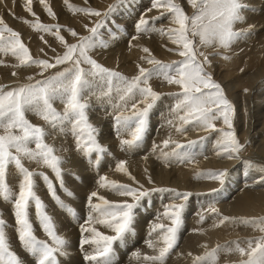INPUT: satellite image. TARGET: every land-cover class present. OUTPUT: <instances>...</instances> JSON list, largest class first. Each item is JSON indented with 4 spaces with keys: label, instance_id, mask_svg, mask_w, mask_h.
Returning a JSON list of instances; mask_svg holds the SVG:
<instances>
[{
    "label": "snow or ice",
    "instance_id": "obj_1",
    "mask_svg": "<svg viewBox=\"0 0 264 264\" xmlns=\"http://www.w3.org/2000/svg\"><path fill=\"white\" fill-rule=\"evenodd\" d=\"M39 2L47 14L55 18L46 0H39ZM64 2L70 11L88 16H103L105 19L115 10V5H109L108 9L101 13L91 8L74 7L69 0ZM186 2L192 9L191 14L186 11L181 0H151V7L146 11L151 12L155 9L159 15L148 18L146 14H142L136 21L134 27L137 35L132 36L129 41L130 46L132 41L139 38V35L156 32L168 37L169 42L175 46L168 51L174 52L181 59L164 63L156 59L147 47H143L141 50L147 55L142 56L141 59L146 60L151 67L144 68L137 65L139 73L132 78L104 67L89 55L90 50L98 44L101 47L108 46L105 42L98 40L99 30L104 26V20L97 21L92 28L88 29L89 35L81 36L77 43L71 44L61 35V25H46L38 18L34 22L24 20L23 23L29 24L33 30L49 33L63 45V54L49 60L33 58L22 42L20 34L0 17V53H10L18 61L13 67L35 66L40 70L38 75L44 77L35 80L33 77H28L29 82L11 88L0 85V130H2L0 131V200L11 204L17 239L23 249L34 257L35 264H59L58 256L66 254L68 240L58 233L43 201L36 194L34 177L37 175L41 177L52 199L61 209L73 219L77 216L75 210L57 196L53 182L46 174L35 172L25 166L24 161L27 160L40 167L51 169L61 188L64 187L61 167L63 158L56 154L57 150L52 145L46 143L45 138L48 135L46 128L33 124L27 118V113L31 112L44 121L49 128L58 130L61 134L70 133L74 139L76 151L88 158L95 154V163L99 164L107 148L99 142V130L89 120L86 94L95 95L94 90L99 89L97 98L107 99L109 103L112 102L113 93L116 94V102L112 103L116 112L113 117V127L121 148L131 151L139 147L143 140L148 128L149 113L162 95L149 83L155 76L170 85H178L181 89L179 93L171 94L176 97V103L171 111L176 114L179 123L174 124L173 120L168 121V124L173 125L177 132H184L185 126L190 124L199 125L205 131L219 132L220 135L216 141L219 151L216 154L224 155L228 159L238 158L244 148L233 126L234 107L225 96L221 85L212 78L211 73L205 70V65L210 64L211 61L209 55L200 51V47L229 49L238 39L249 35L252 25L247 28L236 27L237 24L245 22L244 10L247 5L243 0H186ZM31 5L32 0H26L25 11L35 16ZM163 18H167L171 26L155 27L154 22ZM66 31L73 37L78 36L74 29L68 28ZM223 58L229 59L228 56ZM59 66L65 67L48 76L44 75L48 70L58 69ZM12 74L16 75L15 72ZM55 101L63 105L62 111L54 107ZM218 119H222L225 127H216L214 121ZM124 134L129 138H123ZM162 143L164 148L170 144L174 145L170 152L163 150L160 152L161 158L166 163L173 160L180 163L191 162L190 152L177 151L183 149L184 145L171 138ZM196 143L197 141H188V148ZM157 147L154 145L153 151H156ZM125 163V161H119L116 164V171L129 175L135 182ZM249 166H253L251 162ZM10 168H13L18 176L16 191L8 183ZM259 170L264 172V166ZM202 175L217 180L223 185L227 169L198 172L197 178ZM148 179L149 183H152L151 177ZM98 184L102 188L115 191L122 197L131 198V202L125 200L114 203L99 196L96 191L90 193L87 198L90 211L85 222L80 225L79 240L86 264H114L113 243L122 241L125 235L132 231L134 210L140 202L151 196L153 192H170L173 194L172 202L164 205L163 213L158 215V219L162 216L170 224L153 223L151 225L149 236L155 233L156 239L155 242L149 239L146 244L157 254L143 256V259L151 264H165L166 258L177 245L178 233L183 224V213L191 193L170 188H144L143 185L132 187L109 180L105 176L99 178ZM67 195L71 196L72 193L67 192ZM93 198L100 202L93 203ZM33 206L40 229L47 239H39L34 233L30 218V209ZM212 212L218 214L215 208H212ZM236 219L222 216L219 224ZM203 220L204 216L200 215V221ZM240 222L264 233V217L240 218ZM94 224L109 228L114 235L103 234L93 226ZM5 229L6 221L0 217V264H22L19 256L10 248ZM85 245L92 246V251H85ZM220 250L221 246L218 245L217 248L203 255L195 256L192 264H215L216 254ZM225 251H235L241 257L246 256L247 259H242L240 264H264V237L247 241V248L236 243L234 249L228 247ZM133 255L136 258L141 256L139 252Z\"/></svg>",
    "mask_w": 264,
    "mask_h": 264
},
{
    "label": "bare ground",
    "instance_id": "obj_2",
    "mask_svg": "<svg viewBox=\"0 0 264 264\" xmlns=\"http://www.w3.org/2000/svg\"><path fill=\"white\" fill-rule=\"evenodd\" d=\"M54 1L62 3L67 9H69L64 0ZM90 2H92V7L88 5V8L101 11L104 6H107L106 3H108V0H91ZM149 2H146V4ZM243 2H245L247 8H253L254 11H244V15L246 18L245 21L247 22L248 19L250 20L251 16H254L255 19H259L261 21V27H259L258 29L257 27L256 29L253 28L255 30L253 33L263 30L264 27L262 26H264V14H262L261 11L264 12V0H243ZM186 7L187 6H185V8ZM82 8H86V6L83 5ZM188 9L189 7L186 8V11ZM190 10L191 9H189V12ZM78 15H83V13L79 12ZM101 17L103 18V16ZM80 18L81 19L78 20L79 22H81L82 20L84 21L86 19V16H82ZM96 20L97 18L95 19V22L98 21ZM103 20L104 23H107V21L109 20V16L107 17V19L104 18ZM165 20L167 22H164L162 24L158 23V25L155 24V27H170L171 25L169 24V20L167 18H165ZM118 22L119 19H117L116 23ZM110 25L111 24H109V27ZM239 28H245V25L243 27L239 26ZM112 29L113 28L111 27L108 30ZM118 30L119 29H116L115 33L114 31L110 34L107 33L108 36L106 34L103 35L102 33L98 35V37L102 39L103 42H105L108 46H112L111 50H108L107 48L104 49L102 51L103 53L98 56V59L101 60V58L108 55L109 57L105 59L104 63L108 66L112 65L109 67H115L114 63L116 64L117 62H115L114 60L121 61V63L119 62V64H123V66L121 65L123 69H119V66L117 69L124 71L125 67L129 68L126 63L130 58V54L131 57H135L134 66L140 65L142 56H139V50L141 49V46H139V44L134 45L136 43L134 41L131 42L130 46L129 40H127V37L129 36L126 35V29L124 28V33L119 34V36L117 35ZM253 33L252 35L250 34L249 36L243 38L244 45L242 46H244V48L241 49V54H243L247 58L246 69L248 70V72H244L242 74L241 80L235 79V81L232 82L233 84H235V88H237L236 94L233 93L234 95H237L240 99L248 98V96L253 98L252 105H248L249 109L251 107V113L248 114L249 110H242V114H239L241 124L237 126L235 122V124L233 125L239 141L245 146V148L239 153L238 158L228 159L224 155L218 156L216 154L219 151L216 146V141L219 138L220 133L214 134L212 130L205 131L201 126L195 124L185 126L184 132H177L173 125L168 124L169 120H173L174 124L179 123V121L176 119V114L172 113L171 111V107H173L175 103L173 104V106L171 105V109H169L168 104H170L169 102H172L170 101V99L174 97V95L172 96L171 94L176 93V90L180 88L178 85H170L163 80H161L160 83H153L151 85L152 88H155L156 86L155 91L157 90V92L161 93L162 95L149 113L150 119L148 122V128L143 140L140 142L139 147L134 148L131 151L121 148L116 131L114 128H112L113 131H111L109 122V120H114L113 117L116 112L114 111V109H112L114 112L111 111V113H108V110L110 109L107 110L108 107L106 108L102 105H96L100 102V100L97 101L96 99L93 103H91L93 105L89 104L87 114H89L91 118H93L91 120V123L96 122L99 124V128L97 129L99 130V136L103 138L99 142L107 148V152L102 154L99 164H92L96 157L95 154H93L92 157L89 158V162H84V158L86 157L82 156L79 152L76 151L74 139L70 133L61 134L62 137L60 136V138L62 140L59 141L58 137L56 139L51 138V140H57V142L50 145H52L57 150L56 154L63 158L61 167L64 187L61 188V186H59L61 189L59 198L67 199L68 203H64L71 206L75 210L77 218L73 219L66 211L58 206L55 200L52 201L47 198V196H49L50 194L48 192L46 184L41 178H34L35 191L40 199L44 201L45 209L47 213L52 217L58 233L64 236L68 240V243L77 242L79 245L81 236L80 225L83 224L88 217L90 209L88 207L87 198L91 192L96 191L98 192L99 196H103L105 199L114 203H119L125 200L131 202V198L129 197H122L115 191L100 187L98 184L99 178L101 176H105L108 177L109 180L117 181L121 184H128L132 187L143 185L144 188H170L176 189L180 192L191 193L188 201L186 202L185 210L183 213V224L178 233L177 245L166 258L165 264H192L193 258L195 256L203 255L205 252L217 248L218 245L221 246V250L216 254L215 264H240V259L244 257H241L235 251L227 252L225 251V249L228 247L234 249L236 243H239L241 247L246 248L245 244H247V241L252 240L250 236L256 235L254 232H252V228L250 229V225H245L240 222V218L257 216L259 214V212L257 211V207L264 197V172H261L259 170L260 167L264 166V99L258 98L262 96L261 94L259 95L258 88H264V85H262L264 70L262 65L260 64V58L261 56H264V32L260 35H256ZM42 36H44L43 33H38L36 36V40L38 42L36 46L37 50H39L40 52L44 51L42 43L43 41L41 39ZM106 36L108 38H105ZM39 40L41 41L39 42ZM241 42L242 41H239L237 43ZM50 44H53L52 46H57L60 43L59 41L54 39L52 43L50 42ZM157 45L158 44H156V47H158ZM113 46L116 47L115 52L112 51ZM132 46L136 48L133 49ZM174 47L175 46L169 42L165 44L164 52L158 53L157 51V53L155 52L154 54L163 60H168L167 56L169 55L168 53H170L168 49ZM95 48H97V51L99 50L98 47ZM235 50L237 53H239L238 49H234V52ZM113 52L115 55L112 56ZM171 53L175 58H181L174 52ZM92 54L96 56L97 53L96 51H92ZM155 55L154 57L161 61V59L157 58ZM231 59L233 60L234 58L231 57ZM12 60L15 61V58L12 57V55L9 56L8 54H0V68H3L5 70L3 71L4 73L2 72L4 74V76H2L3 78L0 76V82H4L2 85H11L15 82V80H12L13 72H8V75H5L6 71H17V69H20L19 67H16L17 69L12 68ZM128 63L131 62L128 61ZM213 63L212 65H214ZM119 64L117 63L116 66ZM131 66L133 65H130V67ZM23 70L22 72H27L26 69V71ZM125 72L126 71H124V73ZM15 73L18 76V71ZM247 74L249 75L246 76ZM252 75H254V79L252 82H250L249 76ZM239 87H245V90L247 91L243 90L239 93V90H241L238 89ZM224 89L226 91L225 96L229 99L232 96V93H229V89ZM243 101L241 103H245ZM100 113H102L101 115L111 114L113 116L110 115L109 118L107 116V119L103 121L101 119H99V121L94 120V117L100 115ZM235 118L237 117L235 116ZM36 120L33 119L34 124L40 123V121H42H38L39 119ZM214 123L218 128L225 127L223 125L222 119H218L214 121ZM210 132L212 133L208 135ZM66 134L67 136L63 137ZM123 138L127 139L129 137L124 134ZM169 138L185 146L183 149H178L177 151H180L182 153L185 151L190 152L192 157L191 162L185 161L183 163H180L173 160L166 163L163 158H161V150L170 152L174 147V145L172 144H170L167 148L163 147L162 142ZM188 141H197V143L191 148H188ZM154 145L158 146L156 148V151H153ZM253 153H256V155L260 156V159H262V161L258 162L256 158L250 157ZM119 161L126 162L125 166L128 169L130 176L135 178V182L129 177V175H125L122 172L116 171V164ZM249 162H251V164L253 165L252 167L249 166ZM256 164L260 166L257 167ZM25 166L35 172H43L49 177L50 180H52V182V178H55L54 173L48 168L40 167L32 162H29L27 164L25 163ZM252 168H254V170H252ZM224 169H227V176L224 178L223 185H221L219 181L209 179L203 175L200 178H197L198 172L206 173L208 171ZM10 175L12 176L8 178V183L13 188V190L16 191L18 190V176L13 168L12 173L9 172L8 176ZM149 177H151L152 183H149ZM214 189L215 191H213ZM67 192H71L72 195H67ZM172 199L173 194L170 192H153L151 196L144 198L140 202V205L135 209L132 231L130 233H127L122 241H116L113 243L114 264H151V262L145 261L143 259L144 255L157 254L154 249L149 248L146 244L147 240L152 239L155 242L156 239L155 233H153L152 236H149L150 227L153 223L170 224V222L164 219L162 216L160 217V219H158V215L163 213L164 205L172 202ZM99 202L100 201H98L96 198H93V203ZM5 203L6 202H4L3 200H0V204L2 206ZM1 205L0 217L2 216V213L5 216L8 215L7 207L9 205H4V210H2ZM10 207L12 208V206ZM33 208L34 206L30 209V213L32 212ZM212 208L217 209L218 214L213 213ZM253 213L256 214L253 215ZM200 215L204 216V220L202 222L200 221ZM222 216H228L237 219L232 222L226 221L224 224H219V219ZM6 220L9 224L12 223L11 217L8 216L5 221ZM32 220L33 219L31 218V221ZM73 220L76 221V224L71 223L73 222ZM33 226L34 228L40 227L37 219L35 221V224L33 223ZM93 226L105 235H114V233L109 228L103 225L94 224ZM235 228H238V231H235ZM6 235L8 237V240L12 239V244L9 242L10 248L19 256L20 259L22 258L23 260H26V255L28 253L23 249L18 239L16 240V242L14 241L17 238L14 230L12 231V234L6 233ZM42 237L47 239L44 233H42ZM78 248L79 252L78 250H76L75 252L71 253L72 251L70 247L69 251L71 252L69 257L67 253L66 256H59V264H86L83 259L84 253L81 251L80 246H78ZM84 250L87 252H91L92 246L85 245ZM136 252H139L141 254L140 258L134 257L133 254ZM189 253H191V255H189ZM26 264H30V262L26 261Z\"/></svg>",
    "mask_w": 264,
    "mask_h": 264
},
{
    "label": "rangeland",
    "instance_id": "obj_3",
    "mask_svg": "<svg viewBox=\"0 0 264 264\" xmlns=\"http://www.w3.org/2000/svg\"><path fill=\"white\" fill-rule=\"evenodd\" d=\"M4 1L5 0H0V5L2 6H0V17H2L3 18V20H4V22L9 26V27H11L13 30H15L16 32H18L19 34H20V37H21V40H22V42L24 43V45L29 49V52H30V54H31V56L33 57V58H39V59H49V60H51L54 56H56V55H62L63 54V51H64V48H63V45H61V44H58L57 46H52L53 44H50V42L52 43V41L55 39V37L53 36V35H51V34H49V33H45V32H39V31H35V30H33L30 26H29V24H25V23H23V21L24 20H28L29 22H34L37 18L39 19V21L41 22V23H43V24H46V25H52V24H59V25H61L62 26V30H61V35H63L64 36V38H65V40L68 42V43H77V41H78V39H79V37H81V36H87V35H89V31H88V29H90V28H92L93 26H94V24L96 23L95 22V19L97 18V20L99 21V20H103L104 19V17L102 18V17H96V16H88V15H85V14H83V15H78L79 14V12H73V11H70L69 12V9H67L62 3H59V2H55L54 0H46V2H47V4L51 7V9H52V11H53V13L55 14V18H53V17H50L48 14H47V12L46 11H44L45 9H44V7L40 4V2H39V0H32V5H31V7H32V11L35 13V16H32V15H30L28 12H26L25 11V3H26V0H6L5 1V3H4ZM91 0H69V2H70V4L71 5H73L74 7H77V8H82V6L84 5V6H86V8H88L87 6L88 5H90V7H92V2H90ZM136 0H120V2H118V0H108V3H106V5L107 6H104V8L100 11V10H97V11H100V12H102L103 10H107L108 9V6L109 5H115V10L109 15V20L107 21V23H104V26L103 27H101L100 28V30H99V34L100 33H102L103 35H107L108 36V34L107 33H112L113 31H114V33H115V31H116V29H119L118 30V36H119V34H123L124 33V31H123V29L125 28L126 29V35L127 36H129V37H127V40H129V41H131V38H132V36L131 35H137V33L135 32V23H136V21L139 19V17L142 15V14H146V16L148 17V18H151V17H153V16H158L159 15V12L157 11V10H155V9H153L154 11H151V12H147L146 10L147 9H149V7L151 6L150 4H151V0H150V2H149V0H138V1H140V2H138V1H136ZM143 1V2H142ZM248 1V0H247ZM21 2V3H20ZM79 2H82V3H79ZM111 2V3H110ZM129 2V3H128ZM142 2V3H141ZM146 2H149V3H147L146 4ZM186 0H181V3L183 4V6L185 7V6H187V7H189V9H191V7L189 6V5H187L186 3ZM4 3V4H3ZM10 3V4H9ZM57 3V4H56ZM77 3V4H76ZM87 3V4H86ZM110 3V4H109ZM245 3V2H244ZM39 5H40V7H39ZM52 5H53V7H52ZM62 5V6H61ZM55 6V7H54ZM61 7V8H60ZM186 7V8H187ZM62 8H63V10H62ZM185 8V9H186ZM66 9V10H65ZM189 9L187 10V12H189ZM37 10V11H36ZM42 10V11H41ZM244 11H247V12H254L253 11V8H246ZM72 12V13H71ZM105 11H103L102 13H104ZM143 12H145V13H143ZM191 12H192V9L190 10V12H189V14H191ZM12 13H14V15H12ZM261 13L262 14H264V12L263 11H261ZM65 14V15H64ZM66 15H67V17H66ZM115 15V16H114ZM82 16H86V19L83 21H81V22H79L78 20L79 19H81L80 17H82ZM116 18V19H115ZM117 19H119V22L118 23H116L117 22ZM121 19V20H120ZM127 19V20H126ZM96 20V21H97ZM129 20H130V22H129ZM126 21V22H125ZM248 21H250V22H248ZM248 21L246 22H244V23H241L240 25H236V27L239 29V26L240 27H243L244 25H245V28H247L249 25H252L253 27H252V31H251V35H252V33L255 31L254 29H256V27H257V29L259 28V27H261V24H260V20L259 19H255L254 18V16H251V19L249 20L248 19ZM109 22V23H108ZM164 22H167L166 20H165V18H163V19H160V20H157V21H155L154 22V26H156V25H158V23L159 24H162V23H164ZM21 23V24H20ZM16 24V25H15ZM109 24H111L110 25V27H109ZM115 24H116V26H115ZM156 24V25H155ZM121 25V26H120ZM85 26H87V28L85 27ZM115 26V27H114ZM125 26V27H124ZM113 28L112 30H108V29H110V28ZM262 27H264V26H262ZM68 28H71V29H74L77 33H78V36H76V37H73V36H71L70 34H69V32L68 31H66V29H68ZM115 28V29H114ZM254 28V29H253ZM87 30V31H86ZM264 32V29L263 30H260V31H257L256 33H253V34H256V35H260L261 33H263ZM38 33H43V35L44 36H42L43 37V39H42V43H43V49H44V51H39V50H37V46H36V44L38 43L37 42V40H36V36H37V34ZM249 34V35H250ZM249 35H247V36H249ZM105 37V38H108V37ZM76 38V39H75ZM36 40V41H35ZM77 40V41H76ZM98 40L99 41H101L102 39H100L99 37H98ZM41 40H39V42H40ZM45 41H47V43H45ZM103 41V40H102ZM239 41H242L241 43H237V42H239ZM133 42V41H132ZM134 42H136L134 45H136V44H139V46H141V49L143 48V47H147L149 50H150V52L152 53V54H154L155 52L157 53V51H158V53H161V52H164L165 50H164V47H165V44H167V43H169V40H168V37L165 35V36H161L159 33H154V32H152V33H148V34H141V35H139V38L137 39V40H134ZM237 42H234L232 45H231V47L229 48V49H222V48H217V49H212V48H204V47H200V51H202V52H205L207 55H209V59H210V61H211V65H212V63L214 64V65H210V64H208V65H205V70L206 71H208L209 73H211L212 74V78L213 79H215V81L216 80H218V81H216L217 83H220V85H221V87H222V89H223V91H224V94H225V89L224 88H226V89H229V93L232 95L228 100L231 102V103H233L232 105H233V107H235L234 108V114L235 115H233V125L235 124V122H236V125L238 126L239 124H241V121H240V116H239V114L241 115L242 113V110L243 111H245V110H249V112H248V114L249 113H251V107H250V109H249V106H251L252 105V99L253 98H251V97H249L248 96V98H242V99H240L237 95H234V94H236V92H237V88H235V84H233L232 82L233 81H235V79H237V80H241V78H242V74L245 72H248V70L246 69V61H247V58L243 55V54H241V49L242 48H244V46H242V45H244V39L243 38H241V39H238L237 40ZM162 43V44H161ZM197 43H198V40H197ZM252 43H256V42H252ZM149 44H150V46H149ZM156 44H158L157 46L158 47H156ZM161 44V45H160ZM164 44V45H163ZM236 44H237V47H236ZM155 45V46H154ZM111 45H109V46H107V47H103V48H101V46H99V44L97 45V47H98V51H97V48H93V49H91L90 50V52H89V55L91 56V57H93L94 55L92 54V51H96V56H94L93 57V59H95L99 64H101V65H103L104 67H106V68H109V69H112V70H115V71H118L119 73H121L123 76H125V77H128V78H132V77H134V76H136V75H138V73H139V69H138V67L137 66H134V61H135V57H131V54H130V58H131V60H130V58H129V60H127V65L129 66V68L127 67H125V69H124V71H126L125 73H124V71L122 70H119L120 68L121 69H123L122 67H121V65L123 66V64H119V62L121 63V61H116V60H114L115 62H117L119 65H117L116 66V64L114 63V66L115 67H109V66H112V65H107V64H105L104 63V61H105V59H107L109 56L108 55H106V54H104V55H106V56H102L103 58H101V60H99L98 59V56L100 55V54H102L103 52V50L104 49H112V46L110 47ZM161 46V47H160ZM164 46V47H163ZM240 46V47H239ZM133 47V46H132ZM235 47V48H234ZM136 47H133V49H135ZM53 49L55 50V51H53ZM96 49V50H95ZM100 49H101V51H100ZM115 49H116V47H114L113 46V50L112 51H114L115 52ZM139 50V56L141 57V56H145V55H147V54H145V53H143L142 52V50ZM158 49V50H157ZM234 49H238V51H239V53H237L236 52V50H235V52H234ZM162 50V51H161ZM233 50V51H232ZM49 51V52H48ZM100 52V53H99ZM114 52L112 53V56L113 55H115L114 54ZM236 53V54H234V53ZM218 53V54H217ZM0 54H3V53H0ZM142 54V55H141ZM169 55L167 56V59L168 60H163V59H161V58H159V57H157L155 54V56L157 57V58H159V59H161V61L162 62H164V63H169L170 61H175V60H179V59H181V58H175L173 55H172V53L170 52V53H168ZM234 54V55H233ZM7 55V54H6ZM9 56H11L10 55V53L8 54ZM153 55V56H154ZM235 55H237V56H235ZM243 55V56H242ZM171 56V57H170ZM173 56V57H172ZM224 56H228L229 57V59H224L223 57ZM235 56V57H234ZM13 57V56H12ZM106 57V58H105ZM231 57L232 58H234L233 60L231 59ZM240 57V58H239ZM243 57H245V58H243ZM264 56H261V62H260V64L262 65V67H263V70H264V58H263ZM97 58V59H96ZM236 58V59H235ZM202 59V58H201ZM14 60V59H13ZM12 60V65H16L17 63H18V61L15 59V61H13ZM112 60V59H111ZM236 60H238V61H236ZM128 61L129 62H131V63H128ZM213 61V62H212ZM216 61V62H215ZM145 63V64H144ZM215 63H217V64H215ZM130 65H133V66H131L130 67ZM84 67H88L87 65H83ZM118 66H119V69H117L118 68ZM140 67H144V68H150L151 67V65H149L146 61H144L143 59H141V62H140V65H139ZM209 66V67H208ZM35 67V66H34ZM33 66H31V67H19L20 69H17L16 67H12L13 69H17V71H18V76L17 75H13L12 74V80H15V82L14 83H12L11 85L9 84V85H3V86H6V87H8V88H11V87H15V86H17L18 84H23V83H27V82H29L28 81V77H33L34 78V80L35 79H43L44 77H41L40 75H38V73H39V68H34ZM63 67H65V66H59L58 67V69H50V70H48V72H45V76H48V75H50V74H53L54 72H56L57 70H60V69H62ZM26 69L27 70V72H22V70L23 69ZM131 68V69H130ZM207 68V69H206ZM215 68V69H214ZM22 69V70H21ZM23 70V71H26V70ZM221 69V70H220ZM21 70V71H20ZM29 70V71H28ZM128 70H129V72H128ZM215 70V71H214ZM3 71H5L3 68H0V76L2 77V76H4V72ZM17 71H15V70H12V71H6L5 72V75H8V72L9 73H12V72H17ZM31 71V72H30ZM3 72V73H2ZM27 73V74H26ZM249 74H247L246 76H248ZM245 76V75H244ZM15 77H17V78H15ZM250 77V82H252L253 81V79H254V75H252V76H249ZM3 78V77H2ZM162 79L161 78H157V77H152L151 79H150V81H149V83H150V85H152L153 83L154 84H156V83H160V81H161ZM221 80V81H220ZM11 82H13V81H11ZM4 83V82H3ZM3 83H1L0 82V85H2ZM167 83V82H166ZM224 83V84H223ZM229 85V86H227V85ZM230 84H231V86H230ZM233 85V86H232ZM262 85H264V78H263V80H262ZM224 86V87H223ZM231 88V89H230ZM154 90L156 89V86H155V88H153ZM238 89H241V90H239V93L241 92V91H243V90H245V87H239ZM259 89V95L261 94L262 96H260V97H258L259 99H264V95H263V93H264V88H258ZM261 89V90H260ZM181 91V89H177L176 90V93H179L180 91ZM231 90H232V92H231ZM95 91V95H93V94H86V96H85V99L87 100V102H88V104H90V105H93V104H91V103H93L94 102V100L96 99L97 101L98 100H100V102L98 103V104H96V105H99V106H103V107H108L107 108V110L108 109H110V110H108V113H111V111H113L112 109H113V107H112V103H115L116 102V94L115 93H113V99H112V102L111 103H109V101L107 100V99H104V98H101V99H98L97 98V96L99 95V89H95L94 90ZM157 91V90H156ZM234 93V94H233ZM173 96V95H172ZM238 97V98H237ZM236 99V100H235ZM238 99V100H237ZM170 101H172V102H169L170 104H168L169 105V109H171L172 107H171V105L173 106V104L174 103H176V97L174 96V97H172L171 99H170ZM245 102V103H241V102ZM249 102V103H248ZM248 103V104H247ZM241 104V105H240ZM251 104V105H250ZM249 105V106H248ZM244 106H245V108H244ZM247 106V107H246ZM54 107L58 110V111H62L63 110V105L59 102V101H55L54 102ZM111 107V108H110ZM159 107H162V106H159ZM171 107V108H170ZM161 109V108H160ZM239 110V111H238ZM115 111V110H114ZM113 111V112H114ZM87 113H88V109H87ZM102 113H100V115H101ZM27 115V118L30 120V121H32V123H33V119H39V118H37L34 114H32L31 112H29L28 114H26ZM34 115V116H33ZM98 115V116H96V117H94V120H97V121H99V119H101L102 121L103 120H105V119H107V116H108V118L110 117V115L111 114H103V115ZM29 116V117H28ZM111 116H113V115H111ZM235 116L237 117V118H235ZM88 117H89V120H90V122H91V120L93 119V118H91V116L88 114ZM102 117V118H101ZM30 118H32V119H30ZM111 119H112V117H111ZM149 119H150V117H149ZM235 119H236V121H235ZM239 119V120H238ZM37 121V120H36ZM38 121H40V119L38 120ZM238 121V122H237ZM109 122H110V129H111V131H113L112 130V128H114V127H112L113 126V124H114V120H109ZM240 122V123H239ZM95 123V124H94ZM94 123H92L93 125H95L97 128H99L98 126H99V124L98 123H96V122H94ZM238 123V124H237ZM34 124V123H33ZM37 125H39V124H41V126L43 125V127H45L46 128V131L48 132V135L46 136V142L48 143V144H54V143H56L57 142V140L55 141V140H51V138L53 139V138H59L58 139V141L59 140H62L61 138H60V136H61V133H59L58 132V130H53V129H51V128H49L47 125H45L44 124V121H40V123H36ZM97 124V125H96ZM218 128V127H217ZM0 131H2V130H0ZM53 133V134H52ZM212 132H210L208 135H210ZM213 133L215 134H217V133H219V132H217V131H213ZM68 134V133H67ZM67 134L66 135H64L63 137H65V136H67ZM54 135V136H53ZM70 136V135H69ZM62 137V136H61ZM99 138V141L100 140H102L103 138L101 137V136H98ZM32 147H34V145H32ZM244 148H245V146H244ZM243 148V149H244ZM242 149V150H243ZM241 150V151H242ZM96 156V155H95ZM250 157H252V158H256L257 160H258V162L260 161H262V159H260L261 157L260 156H258V155H256V153H253ZM84 162L85 163H87V162H89V158L88 157H86V158H84ZM88 160V161H87ZM95 160H96V157H95ZM95 160H94V162L92 163L93 165L94 164H96L95 163ZM101 160V159H100ZM26 164L27 163H29V162H27V160H25L24 161ZM100 162V161H99ZM258 164V163H257ZM256 164V165H257ZM27 166V165H26ZM258 166H260V165H257V167ZM255 169H257V168H255ZM44 170V169H43ZM51 170V169H50ZM252 170H254V168H252ZM256 171V170H255ZM9 172L10 173H12V168H10L9 169ZM40 171H38V173H39ZM12 175H10V176H8V178H10ZM37 178H41V177H39L38 175L36 176ZM35 178V177H34ZM53 179V186H54V188H55V190H56V194H57V196H59V193H60V191H61V189H60V185H59V182L57 181V179H56V177L55 178H52ZM58 184V185H57ZM47 198L49 199V200H52L53 201V199H52V197H51V195H49V196H47ZM60 200H62L63 202H66V204L68 203V201H67V199L66 198H61ZM43 201V200H42ZM43 203H44V201H43ZM1 205V204H0ZM4 205H9L7 208V210H8V215H4L3 213H2V218L5 220V219H7V217L9 216V217H11V224H9L8 223V221L6 220V233H8V234H12V231L14 230V232H15V220H14V216H13V214H12V208L10 207L11 206V204L10 203H8V202H6L5 204H3V206ZM2 205H1V208H2V210H4L5 208L3 207ZM257 211L259 212V214L257 215V216H251V217H249V218H260V217H264V197H263V199H262V201L259 203V205H258V207H257ZM10 212V213H9ZM134 213H135V210H134ZM9 214H11V215H9ZM254 214H256V213H253V215ZM30 218H32L33 220H32V222L35 224V221H36V215H35V208H33L32 209V212L30 213ZM71 223H74V224H76V221H74L73 220V222H71ZM12 224H13V228H12ZM8 226V227H7ZM252 228V232H254L256 235L255 236H250V238L252 239V240H256V239H259V238H262V237H264V233H262V232H260L257 228H254V227H250V229ZM40 230V231H39ZM235 231H238V228H235L234 229ZM9 231V232H8ZM37 232H38V236H37ZM42 230L40 229V227H38V228H34V233H36L35 235L39 238V239H41V237H42ZM41 233V234H40ZM15 235H16V232H15ZM41 235V236H40ZM15 239V238H14ZM42 239H45L44 237H42ZM16 240H17V238L14 240L15 242H16ZM9 242L12 244V239L11 240H9ZM73 242H71V243H68V246H67V250L65 249V252L68 254V257L70 256V252L71 253H73V252H75L76 250H78L79 248H78V243L76 242V243H73ZM70 244V245H69ZM70 247H71V251H69L70 250ZM245 247L247 248V244H245ZM78 252H79V250H78ZM62 256V255H61ZM64 256H66V254L64 255ZM26 257H27V259L26 260H23L22 258H21V261L23 262L22 264H26V261H29L30 262V264H35V259H34V257H32L30 254H27L26 255ZM29 257V258H28ZM59 257V256H58ZM242 259H247V257H244V258H242ZM242 259H240V260H242Z\"/></svg>",
    "mask_w": 264,
    "mask_h": 264
}]
</instances>
